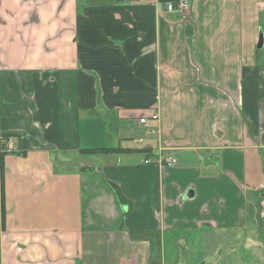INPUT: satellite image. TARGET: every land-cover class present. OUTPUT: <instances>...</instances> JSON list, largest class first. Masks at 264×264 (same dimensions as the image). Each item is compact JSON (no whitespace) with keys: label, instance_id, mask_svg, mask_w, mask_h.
<instances>
[{"label":"crops","instance_id":"obj_1","mask_svg":"<svg viewBox=\"0 0 264 264\" xmlns=\"http://www.w3.org/2000/svg\"><path fill=\"white\" fill-rule=\"evenodd\" d=\"M169 1L0 0V264H264V0Z\"/></svg>","mask_w":264,"mask_h":264},{"label":"built area","instance_id":"obj_2","mask_svg":"<svg viewBox=\"0 0 264 264\" xmlns=\"http://www.w3.org/2000/svg\"><path fill=\"white\" fill-rule=\"evenodd\" d=\"M190 7H191V5H190V2L188 0H173V1H169L167 3V9L169 12H178L180 14L189 13ZM150 117L152 119H158L159 118L157 113H153L152 115H150ZM140 123L143 124L144 126H149V118L148 117L141 118ZM150 132H154V131L150 130L149 132H147V134H149ZM8 146L12 147V144L9 143ZM162 162H164L168 166H173L176 164V158H173V157L165 158V159H163Z\"/></svg>","mask_w":264,"mask_h":264},{"label":"water","instance_id":"obj_3","mask_svg":"<svg viewBox=\"0 0 264 264\" xmlns=\"http://www.w3.org/2000/svg\"><path fill=\"white\" fill-rule=\"evenodd\" d=\"M263 43H264V36H263V33H261V34H260V40H259L258 47H259V48H262Z\"/></svg>","mask_w":264,"mask_h":264},{"label":"trees","instance_id":"obj_4","mask_svg":"<svg viewBox=\"0 0 264 264\" xmlns=\"http://www.w3.org/2000/svg\"><path fill=\"white\" fill-rule=\"evenodd\" d=\"M94 149H87L86 151L84 152H93ZM108 149H97V151H107ZM112 150H118V149H113Z\"/></svg>","mask_w":264,"mask_h":264},{"label":"rangeland","instance_id":"obj_5","mask_svg":"<svg viewBox=\"0 0 264 264\" xmlns=\"http://www.w3.org/2000/svg\"><path fill=\"white\" fill-rule=\"evenodd\" d=\"M247 222H248V219H247ZM263 237H264V233L263 234H261ZM216 257V256H215ZM211 259H213L212 257H211ZM250 259V258H249ZM251 260V259H250ZM211 263H209V264H212L213 263V261L211 260L210 261Z\"/></svg>","mask_w":264,"mask_h":264}]
</instances>
